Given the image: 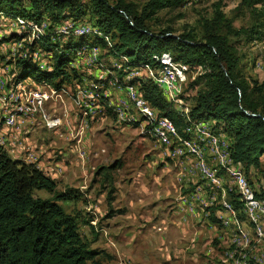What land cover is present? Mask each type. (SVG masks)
Segmentation results:
<instances>
[{
    "label": "rangeland",
    "instance_id": "obj_1",
    "mask_svg": "<svg viewBox=\"0 0 264 264\" xmlns=\"http://www.w3.org/2000/svg\"><path fill=\"white\" fill-rule=\"evenodd\" d=\"M127 1L141 7L147 0ZM252 1L183 0L175 7L156 12L149 25L155 32L168 28L175 35L190 33L196 40L203 39L207 24L211 25V30L225 35L236 47L241 72L252 85L255 80H264V26H260L264 22L261 14L264 1ZM86 10L83 20L94 28L89 24L92 13L89 7ZM18 19L25 23L23 27ZM61 21L59 25L77 22ZM51 22L54 21L49 17L38 22L20 16L2 18L0 37L7 40L0 44V75L8 87L15 88V94H23V87L26 88V99L34 98V90L29 89L60 93L45 102V110L57 115L58 132L43 127L41 116L34 114L24 120L20 134L9 131V126L14 124L0 128L3 139L0 143L13 158L39 167L55 181L57 190L71 188L78 193V197L60 200L59 204L77 217L80 234L98 251L87 264H264V197L257 196L247 180L252 181L256 190L259 181L264 188V154L260 157L261 167L246 169L240 163L245 185L260 199L261 218L255 215L252 219L244 211L239 184L232 181L230 166L226 164L227 157L231 158V138L221 129L207 121L186 127L187 138L197 150L194 153L184 145L170 148L160 144L154 136L143 132L140 125L116 115L114 105L131 119H143L138 113L142 105L128 100L125 86L130 82L138 89L140 81L147 78L138 77L135 67H124V75L118 73L123 62L113 57L107 47L89 43L87 46L94 44L98 53L94 59L87 54V60H78L79 56L74 53V60L68 65L69 76L59 89L41 85L42 81L36 82L31 77L17 80L14 61L26 55V43L36 36L32 29ZM24 31L26 36L11 38L13 32ZM69 35H61L55 42L63 44ZM106 42L111 45L109 37ZM30 55L33 61L38 57L48 60L51 56L40 47L34 48ZM37 63L42 69L50 68L48 64ZM184 71L179 94L182 102L171 101L181 113L188 112L194 94L201 87L191 83L203 69L189 71L184 65ZM140 75L145 74L141 71ZM130 77L138 79L133 83ZM73 81L80 87V98L85 96L84 100L91 90L104 95L90 102L97 105H92V112L86 117L80 118L76 113L71 98ZM22 105L30 109V101L15 98L0 103V110ZM25 109L18 116H25ZM201 123L204 127L199 126ZM80 126L81 132L73 137ZM202 131L214 135L216 141ZM216 156L224 157L226 162ZM113 163L120 165L112 171L115 191L109 205L107 187L101 183L96 170ZM205 171H212L214 182L209 183ZM191 193L197 198L192 202ZM35 194L51 196L43 189L36 190ZM190 203L194 204L192 212Z\"/></svg>",
    "mask_w": 264,
    "mask_h": 264
},
{
    "label": "trees",
    "instance_id": "obj_2",
    "mask_svg": "<svg viewBox=\"0 0 264 264\" xmlns=\"http://www.w3.org/2000/svg\"><path fill=\"white\" fill-rule=\"evenodd\" d=\"M182 2L147 0L138 7L127 0H0L1 20L4 16H20L30 22H38L43 17L54 21L49 23L47 34L26 43V55L14 61L16 79L31 77L36 82L42 81L41 85L59 89L69 76L68 65L76 52L89 48V43L107 47L113 57L121 60L123 66L118 73L122 75L126 73L124 67L131 68L150 61L153 53L176 60L183 68L187 65L189 71L202 68L203 72L191 83V86L201 87L192 98L187 116L195 122L212 121L215 128L231 138L229 158L232 162H243L246 169L261 167L260 157L264 154V80L250 84L241 72L236 47L225 35L211 30L209 24L201 40L194 39L190 33L175 35L168 28L159 32L150 28L149 21L156 12ZM25 3L29 6L26 7ZM88 7L93 20L87 23L97 29L90 27V31L85 33H70L63 44L51 41V37L57 35L55 28L62 19L82 21ZM261 14L264 16V11ZM12 34L11 38H17L21 34L26 36L27 32ZM104 36L109 37L110 46ZM6 40L0 37V44ZM36 47L50 52L47 60L49 69L40 68L37 61L31 59L30 53ZM130 78H133V83L138 79ZM138 90L145 98L143 101H148L159 116L172 120L179 134L187 138L184 129L189 127V123H186V116L162 95L152 80L140 81ZM119 165H102L96 170L101 183L107 187L109 205L115 191L112 171ZM262 174L264 176V166ZM247 180L257 196L264 197L261 182H258L256 190L252 181ZM41 189L51 196L36 195L35 191ZM76 197L78 193L74 189L57 190L55 181L34 163L13 158L0 146V264H87L92 260L98 251L80 234L77 217L59 204L60 200Z\"/></svg>",
    "mask_w": 264,
    "mask_h": 264
},
{
    "label": "bare ground",
    "instance_id": "obj_3",
    "mask_svg": "<svg viewBox=\"0 0 264 264\" xmlns=\"http://www.w3.org/2000/svg\"><path fill=\"white\" fill-rule=\"evenodd\" d=\"M18 23L22 27L25 24L20 19H18ZM37 27L38 26L36 25V27H35L36 30L32 29L33 33L36 34L35 37H39L42 34V32ZM88 31H90V27L87 26L86 24H84V29L83 30H78V31H75V30H60L59 32H57V35L52 38V40H53V42H55V39H57V41H59L58 39H60L59 37L61 36V34L62 35L63 34H70V33L71 34H80V33H85V32H88ZM104 38H105L106 41H108V37L107 36H104ZM89 52H94V54H89L90 59H94L97 56V54H98L95 47H90V48H87V49L84 48V49L78 50L76 52V54H77L76 56H79V57L82 56L83 57ZM40 58H43V57H40ZM43 59H47V58H43ZM134 67L137 70L136 75L138 77L147 78V80H152L157 85V87L160 90V92L162 93V95H164L169 101H174V102L177 103V97L176 96H179V94H181L180 92L182 90L183 80H184V77H185V71H184L183 66H181L180 62H178L176 60H173V59H166V58L160 57L157 53H153V54H151L150 61H147L145 63H140L139 65L134 66ZM141 71L145 75H140ZM161 72H166L170 77L175 79V81H176V85H175V94H176V96H174L172 94L170 88L166 85L165 81L162 80ZM125 89H134V91L141 96L139 90L132 84H128L127 83L126 86H125ZM88 92H90V95L87 96V98L84 100L85 104H97V103H90V102H92L93 100H98L102 96H104V95H101L98 91L94 92L93 90H91V91H88ZM84 98H85V96L83 97V99ZM179 98H180V96H179ZM128 100H130V102H131V100L134 101L135 105H137V106H140V105L147 106V103L145 101H143V99L139 100V98H135L133 93H128ZM179 102L181 103L182 99H179ZM142 106L138 108L139 109L138 113L143 118L140 121L135 119V118L131 119V117H128L127 115H125L123 113L124 111L119 106L114 105L112 108H113V111L116 113V115H118V117L120 119L126 120L129 123L133 122L134 124H136L138 126L140 125V127L142 129H144V122H146V124L151 125V126H147V131L146 132H148L149 134L154 136L159 141H160V132L156 131V127H158L160 125V118H161L162 120H164L165 122L168 123V126H162V132H161V139H162V142L165 143V145H169L170 148H174V146L176 144H180L182 146L183 145L186 146L184 148L186 150H188L189 152L194 150V147H192L193 145H192L191 139L190 138H183L179 134V132H178V130H177V128H176V126H175V124L173 123L172 120H170V119H168L166 117L159 116L158 112L156 110L152 109L151 107H150V109L154 110V111L143 110ZM24 108H27L25 110H30L28 107H25V106L22 105V106H19L17 109L12 108V111H7L4 114L0 113V128L7 127L9 125H13L14 124V117L12 115H17L18 116L19 112H23L24 111ZM92 108H93L92 105H90V112H92ZM187 113H189V112L183 113L186 116V118H187L186 119L187 120L186 123H189V125H196L197 122L190 120L189 117L187 116ZM124 115L126 117H124ZM203 124L201 123L199 126L200 127H204ZM170 132H171V134H170ZM211 138L214 141H216V137L214 135L213 136L211 135ZM0 141H3V139L0 138ZM172 145H174V146L171 147ZM0 146H2V143H0ZM227 160H229L230 164H240V163L232 162V160L229 157H227ZM229 170L232 173L231 168H229ZM204 173H205V175L207 177L209 176L207 171H205ZM243 176H242V173L238 170L237 171V176H236V181L239 184V189H240L242 203H243V206H244V211L248 214V216H250L253 219L256 214H255L254 210H250L249 206H246V196H245V194L246 195H251V203L258 210H261L260 209L261 205H260V201H259L260 199H258V197H256L253 194L254 192L251 191L250 186L247 187L245 185ZM209 183H210V178H209ZM259 213H260V211H259ZM260 218H261V215H260Z\"/></svg>",
    "mask_w": 264,
    "mask_h": 264
},
{
    "label": "built area",
    "instance_id": "obj_4",
    "mask_svg": "<svg viewBox=\"0 0 264 264\" xmlns=\"http://www.w3.org/2000/svg\"><path fill=\"white\" fill-rule=\"evenodd\" d=\"M84 24L86 23L84 20H82V21H77V22H69V25H58L55 28V32H59L60 30H75V31L83 30ZM47 27L48 25L46 26L45 23H41V28H39V30L45 33V31H47ZM10 28H8L7 30L9 31ZM87 54H94V52H89ZM87 54L83 57H78V60H81V59L87 60ZM37 61H40L43 64L47 65V59L38 57ZM161 78L162 80L165 81L166 85L170 88L172 94L176 96L175 79L170 77L166 72H161ZM73 82H74V86H73V94H71V98H72V101L74 102L76 113L77 115L80 116V118L81 116L86 117L87 115L91 114L90 105H97V104H85L84 99L80 98V87H77L75 81ZM23 86L24 85L20 87H23ZM29 90H34L33 99H26V88L24 87H23V94H15V88H11V85L8 87V84L2 81V78L0 75V103L5 104L10 99H14V98H23L24 101H30V110H25V116L12 115L14 117V126H9V131H13L15 134H20L22 131L21 125L24 122V120L30 115L37 114L38 118L39 116H41V118L44 121L43 127L47 128L48 130H53L55 132H58L57 115L49 114L45 110V102L47 101L48 98H50L54 94L56 96H59L60 93H45L44 91H42V88L29 89ZM126 90L128 93H133L135 98H139V100L145 99L144 97H141L138 93H136L134 89H126ZM176 97H177V103H179V99L181 98H179V96H176ZM142 107H143V110L154 111L150 109V103L148 101H147V106H142ZM124 117L126 116L124 115ZM147 126H151V125L146 124V122H144L143 132L147 131ZM162 126H168V123L160 118V125L156 127V131L160 132V144H165L164 142H162V139H161ZM79 128H80L79 131L76 132V134L73 137H75L79 132H81V127ZM217 158L218 160L225 161L224 157H217ZM226 164L229 165L231 168L232 181L236 182L237 171L240 170V164H230L228 162H226ZM208 174H209L210 182H213L214 177H213L212 171H208ZM245 196H246V206H249L250 210L255 211L256 217H260L259 210L251 203V195L245 194Z\"/></svg>",
    "mask_w": 264,
    "mask_h": 264
},
{
    "label": "crops",
    "instance_id": "obj_5",
    "mask_svg": "<svg viewBox=\"0 0 264 264\" xmlns=\"http://www.w3.org/2000/svg\"><path fill=\"white\" fill-rule=\"evenodd\" d=\"M17 85H18V83H17ZM7 111H12V109H10L9 107H5V108L3 107L2 110H0V113H3V114H4V113L7 112ZM207 122H209V121H207ZM211 122H212V121H211ZM211 122H210V123H211ZM57 124H58V123H57ZM211 124H212V123H211ZM202 133L205 134L206 136H207V135L211 136L210 133H208V132L206 133V132L202 131ZM193 152L196 153L197 150L195 149ZM194 195H195V193H191V194L189 195L190 198H191V200H190L191 202L197 199L196 197H194ZM189 205L192 206V207H190L189 210H190L191 212L194 211V210H195V209L193 208L194 204H193V203H190Z\"/></svg>",
    "mask_w": 264,
    "mask_h": 264
}]
</instances>
